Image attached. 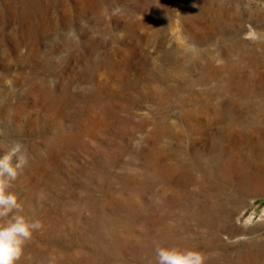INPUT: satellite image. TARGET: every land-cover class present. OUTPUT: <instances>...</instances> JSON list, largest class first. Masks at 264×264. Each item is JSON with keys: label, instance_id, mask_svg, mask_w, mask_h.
I'll use <instances>...</instances> for the list:
<instances>
[{"label": "rangeland", "instance_id": "374dc122", "mask_svg": "<svg viewBox=\"0 0 264 264\" xmlns=\"http://www.w3.org/2000/svg\"><path fill=\"white\" fill-rule=\"evenodd\" d=\"M0 264H264V0H0Z\"/></svg>", "mask_w": 264, "mask_h": 264}]
</instances>
